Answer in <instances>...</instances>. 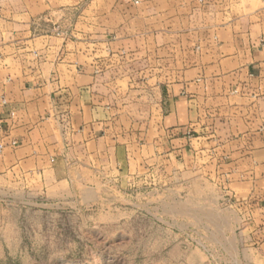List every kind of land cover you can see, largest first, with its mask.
I'll use <instances>...</instances> for the list:
<instances>
[{
  "label": "crops",
  "instance_id": "obj_1",
  "mask_svg": "<svg viewBox=\"0 0 264 264\" xmlns=\"http://www.w3.org/2000/svg\"><path fill=\"white\" fill-rule=\"evenodd\" d=\"M60 1L0 17L2 187L92 212L130 190L186 202L211 157L215 202L234 208L219 214L240 239L232 261L264 264V0L240 13L237 0H80L69 23ZM37 20L70 32L37 33ZM234 157L250 161L246 179Z\"/></svg>",
  "mask_w": 264,
  "mask_h": 264
},
{
  "label": "rangeland",
  "instance_id": "obj_2",
  "mask_svg": "<svg viewBox=\"0 0 264 264\" xmlns=\"http://www.w3.org/2000/svg\"><path fill=\"white\" fill-rule=\"evenodd\" d=\"M36 1L45 0H0V17L14 13L16 19H21L23 5ZM78 1H60L67 8L64 18L68 23L77 15V10L72 8L80 5ZM237 1L239 5L234 11L239 13L244 8L260 5L256 0ZM117 12L112 11L108 16L112 23L119 20ZM195 18H198L197 12ZM45 23L50 25L34 24L37 33L51 30L65 35L70 32L71 27L66 23L64 26ZM129 28L134 29L133 22ZM200 158L210 166L206 173H201V181L206 179L207 185L193 188L190 200L180 202L175 197V201H170L162 190L144 192L142 196L130 190L127 204L108 205L112 207L109 213L105 212L107 205H99L92 212L81 204L76 208L59 204L55 208L26 203L20 190H7L0 183V264H235L231 247L240 239L222 234L233 221L219 216L231 213L234 208L229 201L215 202L223 193V189L220 192L213 187L221 182V172L212 170L216 165L211 157ZM262 159V156L255 157L259 198L264 193ZM234 160H237L240 178L246 179L250 161L246 157H234ZM199 174L194 179L199 181ZM214 215H218L217 219Z\"/></svg>",
  "mask_w": 264,
  "mask_h": 264
}]
</instances>
